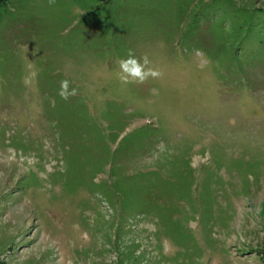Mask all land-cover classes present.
Masks as SVG:
<instances>
[{
	"label": "rangeland",
	"instance_id": "1",
	"mask_svg": "<svg viewBox=\"0 0 264 264\" xmlns=\"http://www.w3.org/2000/svg\"><path fill=\"white\" fill-rule=\"evenodd\" d=\"M5 3L0 264H264V0ZM129 51L163 75L122 84ZM110 156L131 211L147 183L173 218L194 214L192 243L107 203L91 180L111 182ZM192 180L195 211L169 196Z\"/></svg>",
	"mask_w": 264,
	"mask_h": 264
},
{
	"label": "trees",
	"instance_id": "2",
	"mask_svg": "<svg viewBox=\"0 0 264 264\" xmlns=\"http://www.w3.org/2000/svg\"><path fill=\"white\" fill-rule=\"evenodd\" d=\"M101 1L105 2V1H108V0H101ZM5 2H6V0H0V5H6ZM141 137H146V134H143ZM121 142L122 141H119V143H118L119 148L121 146ZM111 155H112V153H111ZM117 160L118 159H115L114 157L110 156V158L109 159L107 158L105 160V162H104L105 164H108V163L110 164L109 176L111 178V182L101 181V182L97 183V182H95L93 180V178L91 180V183H93V184L105 185V187H104L105 188V190H104L105 192L104 193L106 194V196H104V198L106 199L107 203L112 208H114L115 211L118 212V214L121 217L135 216L137 214V212H141L142 215H147V213L156 214L158 216L159 220L161 221V223L163 224L162 226L164 227V230H163L164 234L166 236H168L172 241H174L175 244L184 245V244H187V243H192L194 241V239H193V230L190 227H188L187 222L190 221V220H193L195 218L194 214L190 215V214H188L185 211L186 216H185V222L184 223H181V221L178 220L179 218H173L170 215V211L173 210L172 206L170 204H165L164 202L163 203L162 202L156 203L157 200H156V198H155L150 186H149L148 192L146 191V188H147L146 184L147 183H144V184L141 185V187H144V191L147 194L146 195V200H145L146 204L138 206L137 207L138 209L136 211H134V212L131 211V209H132L131 205L129 204V202H127L125 200V199H127L128 196L130 197V194H131L130 193V189L131 188L127 187L126 185H119L118 178H120L119 177L120 175L118 176V174H117V170H118V168H117L118 167ZM186 168L189 169V172H192L193 167L190 166L189 162L187 163ZM115 169H116V172H115ZM147 171H145V172L139 171V174L145 175V174H148V173L152 174V172H154L152 170H147ZM130 175H132V174H130ZM133 175H135V174H133ZM190 176H192V174ZM128 177L131 178L132 176L128 175ZM160 178L161 177L158 176V179H160ZM113 181H115V182L113 183ZM151 183H149V185ZM193 183L194 182L192 180V182L189 184V186L186 187V189L184 191L182 190L183 188H180L177 185L174 186L173 192L169 196L182 197L183 199L187 200L188 204L190 205V209H192V211H195V209H197L196 208L197 205L195 204V202H193L194 200L191 198ZM154 186L156 187L155 191L157 189V192H159V194H161L160 191H162V189H161L162 185L158 186L156 184ZM147 205H148V208L146 209ZM206 206L208 207V205L202 204V206L199 209L204 211L206 209ZM205 215L206 214H203L202 218Z\"/></svg>",
	"mask_w": 264,
	"mask_h": 264
},
{
	"label": "clouds",
	"instance_id": "3",
	"mask_svg": "<svg viewBox=\"0 0 264 264\" xmlns=\"http://www.w3.org/2000/svg\"><path fill=\"white\" fill-rule=\"evenodd\" d=\"M55 0H49V4H54ZM150 61L147 54L137 58L129 51L126 58L119 61V81L124 84L144 83L149 78H159L163 75L162 71L149 67ZM61 98L68 99L76 95V89H69V81H61L60 91Z\"/></svg>",
	"mask_w": 264,
	"mask_h": 264
}]
</instances>
